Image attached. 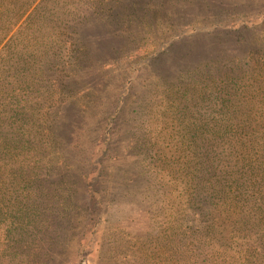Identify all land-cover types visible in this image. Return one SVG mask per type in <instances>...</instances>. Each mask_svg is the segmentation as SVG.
<instances>
[{
  "label": "rangeland",
  "instance_id": "obj_1",
  "mask_svg": "<svg viewBox=\"0 0 264 264\" xmlns=\"http://www.w3.org/2000/svg\"><path fill=\"white\" fill-rule=\"evenodd\" d=\"M0 129V264H264V0H0ZM110 134L98 205L48 150Z\"/></svg>",
  "mask_w": 264,
  "mask_h": 264
},
{
  "label": "trees",
  "instance_id": "obj_2",
  "mask_svg": "<svg viewBox=\"0 0 264 264\" xmlns=\"http://www.w3.org/2000/svg\"><path fill=\"white\" fill-rule=\"evenodd\" d=\"M150 12H152V10L150 11V9L148 8L144 13H146V15H148ZM141 16H142V14H141ZM143 16H145V15H143ZM140 20H141V17L138 19V21H140ZM145 22H147V21H145ZM62 36H66V35L64 34ZM68 37H70V35H68ZM74 47L75 46L72 43H70V48L73 49ZM70 52H72L73 54L78 53L76 50H70ZM79 61H80V59L77 60L78 64H80ZM80 74H83V72ZM69 100H70V98H69ZM67 104H68V106H70V105L71 106H77V103L75 104V101H73L72 99ZM112 120H114L113 117H109L107 119L108 129L114 123V121H112ZM108 129H107V131H108ZM12 134H14V133L12 132L9 134H5L0 129V198H1L2 202L7 204V206L9 207L10 210L12 209L9 206L10 203H13L15 205L16 200H18L17 197L20 194L21 195H20L19 199L20 198L23 199V202L27 201L29 199V197L26 193L29 189L28 185L21 183V186L19 187L20 192L13 193V192H11L12 190H15L14 188H12L13 184L9 187H5V186H7L6 184H5V186H3L1 184V181H3V176H5V171L10 166L9 164H4V163L2 164V161L4 159L6 160V158H9V156H7L9 150H7L6 145H8L7 143H9V141L13 139ZM60 137H62V136H60ZM60 137L53 138L52 139L53 141L51 140L52 145L50 146V148L48 150V154L51 156V158H52V156L59 155L58 158L63 160V164H66L70 161L71 163L72 162L76 163L77 167H81L83 170H86V171H87L86 167L91 168L94 165L93 163L96 162L98 167H99L98 170H101V171H97L95 176L90 180V182L87 185L88 189L90 190V195L92 196L91 200L93 202H95L96 204H98L100 202V200H102V197L98 198L95 195V194H99V193L92 190L93 189L92 188L93 182L96 181L98 178H100V177H98V175H101V177H105L106 174L107 175H119L122 173L123 177H125V178L128 177V175H129V174H127L128 169H125L123 167L125 166V164L129 165L130 154H129L128 158H127V156L126 157L123 156L124 154L121 152V149L119 150L117 145L115 146V142H116V139L118 137H113L112 134H110L109 137H107L106 139L105 138L100 139V137H96V139L94 140L93 143L92 142H90V143L84 142L81 144V142H80L77 146L72 145V143L70 142V139H65V138L62 139ZM56 139L61 141V144L64 145L63 148L60 149L59 145H57L55 143ZM97 143H99V145ZM118 150H119V152H118ZM128 151H130V150H128ZM84 160L86 162H83ZM127 160H129V161H127ZM124 161H127V162H124ZM56 162H59V161L56 160ZM25 165L26 164L21 162L20 166L18 167L19 168L18 172L19 171L21 173L25 172L24 170H26L28 168L27 165L25 168ZM18 172H17V175H18ZM25 174H26V172H25ZM8 176H12V175H8ZM10 178H12V177H10ZM76 178L78 181H80V183L82 185L84 179L81 178V173L77 174ZM15 180H18V178L16 177ZM94 196H96V197H94ZM1 201H0V226H2V221H3V219H2L3 216H2V212H1V210H2ZM98 211L93 210L92 212H90L91 214L89 216H90L91 220L94 219L93 217H95V216H97L98 220L102 217V216L99 217ZM6 221H7V218H6ZM11 221L12 220H10V222ZM31 222L32 221L27 222V226H28V224H31ZM22 224H23V222L15 223V224L10 223V225L8 226V229L11 230L12 225L13 226L18 225V226L22 227ZM75 244L76 245H74V247H75L76 251H79L80 248L83 246L82 242H77Z\"/></svg>",
  "mask_w": 264,
  "mask_h": 264
}]
</instances>
